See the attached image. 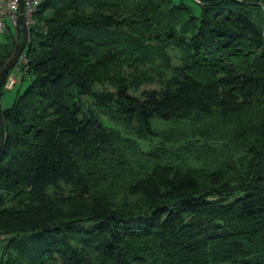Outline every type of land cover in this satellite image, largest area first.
Here are the masks:
<instances>
[{
  "label": "trees",
  "instance_id": "1",
  "mask_svg": "<svg viewBox=\"0 0 264 264\" xmlns=\"http://www.w3.org/2000/svg\"><path fill=\"white\" fill-rule=\"evenodd\" d=\"M190 1L42 0L2 105L0 264H264V0Z\"/></svg>",
  "mask_w": 264,
  "mask_h": 264
},
{
  "label": "built area",
  "instance_id": "2",
  "mask_svg": "<svg viewBox=\"0 0 264 264\" xmlns=\"http://www.w3.org/2000/svg\"><path fill=\"white\" fill-rule=\"evenodd\" d=\"M42 0H0V32L6 31L8 28L17 29L21 23V14L24 15L25 23L29 30L36 23L35 13L39 8ZM23 3V7H21ZM22 24V23H21ZM24 71L29 67V57L25 49L22 50L18 61L9 70L4 87L6 89L14 88L17 83V75L14 68H20ZM5 235L0 232V238Z\"/></svg>",
  "mask_w": 264,
  "mask_h": 264
},
{
  "label": "rangeland",
  "instance_id": "3",
  "mask_svg": "<svg viewBox=\"0 0 264 264\" xmlns=\"http://www.w3.org/2000/svg\"><path fill=\"white\" fill-rule=\"evenodd\" d=\"M185 1L191 3L190 0H185ZM172 52H175V50H173ZM14 71L17 75V83L15 84L14 88L11 89L5 88L6 91L1 101L4 107L10 106L14 102V99L18 94V92L23 91L31 79V75L29 73H25V71L21 69V67L14 68ZM153 87H158V83H145L143 85V88H153ZM6 246H7V238H0V262L3 257L7 258L14 254V250L12 248L8 250Z\"/></svg>",
  "mask_w": 264,
  "mask_h": 264
},
{
  "label": "water",
  "instance_id": "4",
  "mask_svg": "<svg viewBox=\"0 0 264 264\" xmlns=\"http://www.w3.org/2000/svg\"><path fill=\"white\" fill-rule=\"evenodd\" d=\"M21 7H23V3L21 5ZM21 23H22V27H23V38H22V42L20 44L19 49L17 50L16 54L14 55L13 60L6 66V68L4 69L2 75H1V79H0V85L3 83V81L5 80L9 70L16 64V62L19 59V56L22 52V50L25 48V46L27 45L28 42V38H29V28L27 26V24L25 23V18L24 15L21 14ZM0 124H1V146L0 149L2 147L3 141L5 140V129H4V123L2 120V102L0 99Z\"/></svg>",
  "mask_w": 264,
  "mask_h": 264
}]
</instances>
